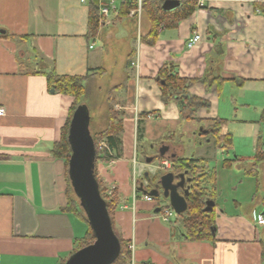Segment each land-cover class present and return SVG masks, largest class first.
Here are the masks:
<instances>
[{"label":"crops","instance_id":"0c3cea01","mask_svg":"<svg viewBox=\"0 0 264 264\" xmlns=\"http://www.w3.org/2000/svg\"><path fill=\"white\" fill-rule=\"evenodd\" d=\"M150 1L165 0L141 3ZM112 2L106 17L99 12L97 32L90 37V7L100 9L110 0H0V107L5 110L0 118V264H61L87 230L80 217L64 211L70 187L66 167L51 154L73 103L37 74L51 71L90 76L87 81L122 79L112 87L114 107L123 113L119 151L113 164H98L97 174L117 194L113 223L119 238L132 246L127 264H264V226L254 223L264 214V160L254 159L259 148L264 150V13L258 4L203 0L175 29L160 27L157 41L148 46L140 41L151 29L141 11L117 16L123 2L137 8L138 0ZM194 33L200 41L188 49ZM118 41H124V51ZM119 59L127 63L120 73L114 68ZM164 65L181 79L220 77L221 91L199 83L166 103L157 78ZM189 97L209 107L184 109L181 102ZM215 119L226 121L223 132L232 136L228 151L214 143ZM242 140L249 143V156L235 147ZM164 148L163 160L193 157L216 170L214 243L187 241L183 223L159 216L158 206L168 202L143 200L149 195L140 189H152L144 175L154 183L163 172L145 159ZM242 174L255 179L253 188L233 181ZM70 198L80 208L74 193Z\"/></svg>","mask_w":264,"mask_h":264},{"label":"trees","instance_id":"16d2710c","mask_svg":"<svg viewBox=\"0 0 264 264\" xmlns=\"http://www.w3.org/2000/svg\"><path fill=\"white\" fill-rule=\"evenodd\" d=\"M162 1H150L141 3V12L148 19L151 29L147 36L141 38V43L153 46L158 39V29L162 27L166 30H172L177 25L190 17L198 6L194 0H179V6L172 11H164L162 9ZM136 9V5L132 2H123L118 10V18L128 17L129 11ZM258 9L261 13H264V4H258ZM99 7L92 5L90 7L88 17V34L90 37L94 36L97 32ZM45 76L48 88L55 92L70 96L73 98L72 106L69 110L68 117L65 125L61 130L60 140L53 144L51 148V154L54 158L62 160L66 167V178L70 185L68 178V162L70 159V146L67 140L69 125L72 120L73 114L82 104V100L85 96L86 87L85 82L90 78L76 77V76H59L54 71L49 73L37 72ZM159 87L161 91L162 99L167 103L172 101L175 97H180L184 94L188 88L195 84H203L207 89L215 87L217 93L221 91L224 80L220 77L205 75L202 78H195L192 80L181 79L176 75L170 73L167 66H163L158 73ZM113 90L110 91L107 97L108 101V124L107 128L99 134H96L93 139L95 149V181L97 184L98 192L106 205V211L110 220L111 228L114 236L117 238L120 245V252L117 259L112 264H127L131 258V251L128 248V243L119 238V235L115 231L113 223V214L118 205V198L115 190H109L103 181L98 177L96 172L97 163L102 162L107 164L110 161V157L105 151L99 149V143L105 141L109 149L115 153L119 151V139L118 136L122 132V112H115L113 110L116 104L113 97ZM182 106L187 110H196L199 108H208L209 104L205 100H201L195 97L183 98ZM153 113L149 114L152 115ZM147 116V115H146ZM261 120L264 121V108L261 112ZM212 122V136L214 143L222 150L228 151L232 147V136L228 133H224L223 129L226 124L224 120H211ZM255 162L259 163L264 160V155L260 152V148L256 151L254 157ZM159 159L158 161H160ZM171 167L168 172L172 173L175 177L178 175H184L185 188H188V195L185 198L187 203V210L181 215H177L182 219L183 223V235L187 241L190 242H215V211L214 208L210 211H205L207 202H215L217 195L216 192V170L209 167L207 162L198 158H182L177 157L170 160ZM228 161L224 162L227 165ZM167 172V173H168ZM157 178V177H156ZM73 190L70 187L67 188L66 194L69 198L64 211L66 213L73 214L80 217L87 225L86 233L83 238L77 242V247L73 254L95 242V237L88 224L86 216L81 208H78L74 203L70 195ZM182 194V192H180ZM160 211L163 209L158 206ZM165 208H170L169 204L165 205ZM66 262V261H65ZM65 262L61 264H65Z\"/></svg>","mask_w":264,"mask_h":264},{"label":"water","instance_id":"95a60500","mask_svg":"<svg viewBox=\"0 0 264 264\" xmlns=\"http://www.w3.org/2000/svg\"><path fill=\"white\" fill-rule=\"evenodd\" d=\"M178 6L179 0H165L162 9L172 11ZM89 125V111L84 104H81L74 112L69 125L67 140L71 155L67 173L73 193L86 216L95 242L72 254L65 264H112L120 252V245L113 234L106 205L98 192L95 181V149ZM166 151L165 148L159 150L155 157L146 158L145 162L151 164L157 159H162ZM144 177L146 184L152 189L150 191L140 189L141 193L153 198L162 196L168 201L175 215L186 212L185 198L188 195V188H185L184 175L175 177L168 172L161 176L158 175L154 183L147 174ZM206 205L205 211H210L214 202H207ZM157 210L160 212V209Z\"/></svg>","mask_w":264,"mask_h":264},{"label":"rangeland","instance_id":"374dc122","mask_svg":"<svg viewBox=\"0 0 264 264\" xmlns=\"http://www.w3.org/2000/svg\"><path fill=\"white\" fill-rule=\"evenodd\" d=\"M118 47L121 48L124 51V41H118L117 42ZM124 59V58H123ZM123 59H119V63L117 66H114L115 70L117 71V68L119 69L118 72L120 73V69L123 68L124 69V65L127 67V63L124 61ZM114 71V72H116ZM120 75V74H119ZM117 75H114L113 77H116ZM89 79V78H88ZM120 81H122V79H117V78H109L108 77H102V78H96L94 80H89L85 82V87H86V92H85V96L82 100V102L86 103V106L89 109V117H90V125H89V130L91 133V136L94 137L96 134L101 133L102 131H104L107 128V124H108V114H107V110H108V101H107V97L110 94V91L112 89L113 86H116L117 83H119ZM238 91L235 89L234 91L229 92V94H234L237 93ZM240 95V94H238ZM237 96V94H236ZM241 97L243 98V95H241ZM115 106V105H114ZM113 110L115 112H121V111H117V108L113 107ZM248 141H238L237 143H235V147L238 151H241V155H250L249 154V143H247ZM107 145V143L105 141H101L99 143V148L100 145ZM193 144V143H192ZM183 147L185 150H189L188 147H186V142L182 143ZM145 152H148L149 154L152 153L148 148H145ZM153 152H155V150H153ZM230 158H232V153L229 155ZM141 159V158H140ZM100 164H104L102 162H99ZM97 163V167H96V172H97V168H98V164ZM246 166V170L251 169V166L249 165L250 160H247L244 162ZM109 164V162H108ZM158 166V162H155L154 165ZM212 165V164H211ZM215 165V164H214ZM220 166H218L219 169ZM226 172V171H224ZM163 172H161V174H158L159 176L163 175ZM227 174V173H224ZM99 177V175H98ZM100 178V177H99ZM101 179V178H100ZM223 179V178H222ZM225 182V180H223ZM236 182V184L238 182H241L242 184H240L241 188L247 189V187H251L253 188L255 185V179L251 176H244L242 175H238L236 177H234V180ZM244 192V191H243ZM161 193V190H160ZM72 197V194L70 195ZM156 201L158 202V204H166L165 202H168L166 200H164L162 198V196L156 198ZM77 205V204H76ZM78 207V206H77ZM243 217H246L245 214H243ZM171 221H177V225H181L182 223V219H180L177 215L174 214V216L171 218ZM218 225V224H217ZM86 228L87 225L85 224Z\"/></svg>","mask_w":264,"mask_h":264},{"label":"built area","instance_id":"2783aa9c","mask_svg":"<svg viewBox=\"0 0 264 264\" xmlns=\"http://www.w3.org/2000/svg\"><path fill=\"white\" fill-rule=\"evenodd\" d=\"M89 0H79L80 3H86ZM197 4L198 7H202L203 6V0H194ZM239 3H246V4H252V5H257V4H264V0H235ZM140 5H141V0H138V4H137V8L133 11L129 12V16H138L140 14ZM114 9V5L112 0H110L109 5L107 6H100L99 12L100 15L106 17L109 12L111 10ZM200 41V35L197 33H194L187 41L186 43V47L188 49L193 48L194 46H196V44ZM133 65V64H132ZM5 115V110L4 108L0 107V118L3 117ZM101 151H105L108 156L110 157V161L109 164H113L115 161V157L113 152L109 149L108 145H100L99 148ZM263 154H264V150H262ZM135 164V161H133V165ZM171 167V163L169 160H162L159 162L158 165V169L162 170V171H168ZM133 184L135 185V180L133 181ZM143 200L146 202H152L154 201V199L150 196H143ZM161 220L163 222H169L171 220V218L174 216V212L172 211V209L170 208H165L163 207V209L161 210L160 214H159ZM256 226H264V214H259L255 217V222ZM129 250L132 252V246H128Z\"/></svg>","mask_w":264,"mask_h":264}]
</instances>
